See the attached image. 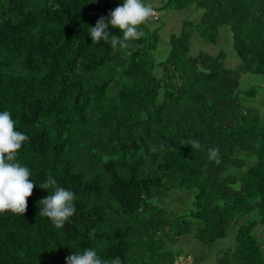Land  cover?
Masks as SVG:
<instances>
[{"label": "trees", "instance_id": "trees-1", "mask_svg": "<svg viewBox=\"0 0 264 264\" xmlns=\"http://www.w3.org/2000/svg\"><path fill=\"white\" fill-rule=\"evenodd\" d=\"M160 1L144 36L113 49L89 31L123 0H0V111L29 137L17 162L36 184L24 216L0 214V264H67L88 248L107 264H210L230 237L211 264H264V112L239 81L264 76V0ZM191 8L200 20L163 42L159 11ZM224 26L238 70L224 52L192 53L194 33L214 44ZM49 175L75 194L60 229L39 215ZM188 238L193 250L176 249Z\"/></svg>", "mask_w": 264, "mask_h": 264}, {"label": "clouds", "instance_id": "clouds-1", "mask_svg": "<svg viewBox=\"0 0 264 264\" xmlns=\"http://www.w3.org/2000/svg\"><path fill=\"white\" fill-rule=\"evenodd\" d=\"M153 16H155L154 9L142 0H123L122 5L110 12V19L106 21L104 17H101L94 27H90L92 44L110 40L113 49H126L129 41H136L144 36L139 26ZM109 27L119 29L122 37L111 35L108 31ZM28 140L27 135L16 130L12 114L7 110L0 111V214L11 212L24 216L27 200L36 187L30 179V169L17 162L18 152ZM189 145L193 151L201 148L200 142L196 139L189 141ZM208 159L219 163V148L208 149ZM39 187L48 192L49 189L52 190L39 202L43 205L39 215L47 217L55 228H62L75 214V194L58 186L51 175ZM66 261L67 264H107L93 248L70 255ZM111 264H121L120 258L116 257Z\"/></svg>", "mask_w": 264, "mask_h": 264}, {"label": "rangeland", "instance_id": "rangeland-1", "mask_svg": "<svg viewBox=\"0 0 264 264\" xmlns=\"http://www.w3.org/2000/svg\"><path fill=\"white\" fill-rule=\"evenodd\" d=\"M147 5H150L152 8H160L162 6V3L160 0H148ZM159 14L161 15V21L159 22V24L158 23L153 24L152 27H158L160 29L159 33L163 42H167L169 41V37L171 34L180 33V31L182 30V23L185 20H190L195 23L199 21L202 15V11L195 8L182 10V11L163 9L159 11ZM156 16H158L157 13ZM221 30H222L221 35L214 44L206 43V41L202 38V36H200L198 33H194L191 39L192 53L198 54L202 51H205L211 53L212 55H217L220 52H224L226 55L224 60L225 67L231 70H238L239 66L241 65V60L238 58L234 50L230 28L224 26L222 27ZM160 48H162V51H160L159 49L158 52L156 53V57L158 59H163L165 53H167L168 51V46L162 45ZM239 81L241 85L240 87L241 89H243V91H247L253 88L257 90L255 97L253 98L245 97L243 99V104L246 107L254 108V109L257 108V110L264 112V76L242 74L240 76ZM183 199L184 198H182L180 195H176L174 198H172L170 204V208L172 209V211L181 212L184 210V206L187 199H185L184 203L182 202ZM232 238L233 237H230L229 239L221 242L219 247H216V249L211 250L212 255L209 262L212 263L215 260L216 251L219 250L220 247L230 246L231 244L230 242L233 240ZM188 240H191V238H188ZM188 240H184L183 242H180L176 246V249L179 250L182 248L185 251L193 250L194 249L193 245L197 246V243L193 240L194 242L193 244L192 240L191 241ZM192 261L193 258H190L189 262L191 263Z\"/></svg>", "mask_w": 264, "mask_h": 264}, {"label": "built area", "instance_id": "built-area-1", "mask_svg": "<svg viewBox=\"0 0 264 264\" xmlns=\"http://www.w3.org/2000/svg\"><path fill=\"white\" fill-rule=\"evenodd\" d=\"M155 17H156V13H155Z\"/></svg>", "mask_w": 264, "mask_h": 264}]
</instances>
